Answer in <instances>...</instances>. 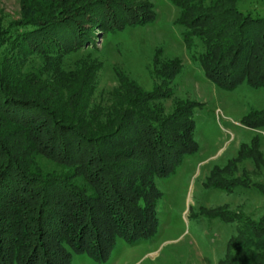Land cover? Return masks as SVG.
I'll list each match as a JSON object with an SVG mask.
<instances>
[{
  "label": "trees",
  "instance_id": "1",
  "mask_svg": "<svg viewBox=\"0 0 264 264\" xmlns=\"http://www.w3.org/2000/svg\"><path fill=\"white\" fill-rule=\"evenodd\" d=\"M171 1L179 7L185 42L201 44L195 58L211 81L225 89L244 82L264 86V14L242 10L237 0ZM22 9L20 18L0 27V36L26 53L65 54L90 41L98 28L108 32L126 23L152 22L136 19L138 8L126 0H23ZM9 64L0 59V264H70L82 252L103 258L119 237L137 242L154 236L161 192L153 176L169 175L199 150L190 116L197 104H190L186 113L181 112L187 105L178 107L162 121L130 108L114 129L95 136L80 133L72 122L54 121L57 130L70 132L76 142L74 147L63 142L59 150L56 133L47 137L36 132L49 102L39 89L19 84L26 76ZM181 69L176 63L166 75L173 78ZM246 122L264 126V112L256 110ZM151 128L153 139L147 136ZM14 130L22 137L17 145L12 143L11 136L18 135ZM134 131L144 138L136 139ZM253 138L242 142L224 165H214L203 185L231 192L254 187L264 193L263 184L238 174L243 160L264 165L260 139ZM37 152L65 162L66 169L43 176L34 166ZM48 180L59 192L45 187ZM202 212L237 225L218 264H264V215L255 220L230 212L227 205L203 206Z\"/></svg>",
  "mask_w": 264,
  "mask_h": 264
},
{
  "label": "rangeland",
  "instance_id": "2",
  "mask_svg": "<svg viewBox=\"0 0 264 264\" xmlns=\"http://www.w3.org/2000/svg\"><path fill=\"white\" fill-rule=\"evenodd\" d=\"M237 1L246 12L264 14V0ZM126 2L138 8L136 19L152 22L126 23L124 28L108 32L98 28L90 41L65 54L26 53L0 36V59H7L27 78L17 82L39 89L43 100L49 102L36 121V132L47 137L56 133L59 150L63 142L73 147L76 142L70 132L57 130L54 121L72 122L80 133L95 136L114 129L130 108L162 121L178 107L187 105L181 112L186 113L190 104H197L190 116L199 150L186 156L169 175L153 176L161 192L156 202L157 233L137 242L119 237L106 257L75 253L70 264H218L237 225L203 214L202 207L227 205L230 212L259 220L264 215V193L254 187H237L232 192L208 188L203 181L214 165H224L237 155L242 142L251 143L254 136L260 139L264 158V126L245 124L256 110L264 112V86L254 88L244 82L235 89H225L211 81L195 58L201 44L188 46L185 42L178 23L179 7L171 0ZM22 8L23 0H0V27L7 28L11 20L20 18ZM176 63L182 64V69L170 78L166 72ZM49 91L53 99L48 97ZM154 130L149 129L147 136L153 139ZM13 132L18 134L11 136L17 145L22 137L17 130ZM133 135L141 140L145 134L134 131ZM22 152L25 154V149ZM64 163L37 152L34 166L43 176H52L66 169ZM239 164L240 177L247 175V181L264 185V165L250 160ZM44 185L59 192L53 181ZM106 222L104 217L102 223Z\"/></svg>",
  "mask_w": 264,
  "mask_h": 264
}]
</instances>
